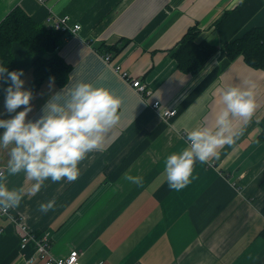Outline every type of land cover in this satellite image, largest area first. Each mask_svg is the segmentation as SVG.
<instances>
[{
  "label": "crops",
  "instance_id": "crops-1",
  "mask_svg": "<svg viewBox=\"0 0 264 264\" xmlns=\"http://www.w3.org/2000/svg\"><path fill=\"white\" fill-rule=\"evenodd\" d=\"M15 8L42 24L50 9L80 24L76 35H65L59 54L71 73L122 96L123 116L106 146L80 161L75 180L49 178L39 192H25L13 214L36 235H50L55 257L77 252L82 264H264V141L259 138L264 70L243 57L229 59L221 49L264 26V0H0V22ZM192 26L200 30L198 42L218 49L200 72L187 74L173 52ZM108 54L112 66L104 60ZM13 57L10 71L24 69V87L33 91V56L14 45ZM118 66L148 86L146 99L115 71ZM243 80L255 85L258 106L252 116L234 118V142L218 148L219 155L211 157L215 166L197 162L186 187L169 188L164 157L188 146L185 128L215 127L218 89ZM62 88L45 81L33 94L28 118L39 119ZM155 101L177 109V115L163 121L151 107ZM8 158L9 150L0 149L2 179L27 189L33 181L23 172L9 175ZM126 172L139 182L125 179ZM50 200L53 208L41 211L39 205ZM0 227V264H23L34 254V243L23 257L15 226L0 218Z\"/></svg>",
  "mask_w": 264,
  "mask_h": 264
},
{
  "label": "clouds",
  "instance_id": "clouds-1",
  "mask_svg": "<svg viewBox=\"0 0 264 264\" xmlns=\"http://www.w3.org/2000/svg\"><path fill=\"white\" fill-rule=\"evenodd\" d=\"M24 69L9 70L0 61V92L3 111H0V149L9 150L6 171L9 175L21 172L33 181L24 187H9L0 179V210L20 206L25 192H39L49 178L75 180L79 164L91 151L106 146L109 133L122 119L123 97L97 81L83 78L74 71L68 82L42 107L39 119H29L33 110V92L25 89ZM54 84L55 77H50ZM197 83L194 82V84ZM221 107L215 115V127L198 125L185 128L188 146L164 157V173L169 188L177 191L193 178L197 162L218 156V148L232 144L236 135L234 118L247 119L258 106L255 85L250 80L230 83L218 89ZM6 117V118H5ZM124 178L139 182L140 177L125 173ZM54 201L41 203V211L53 208Z\"/></svg>",
  "mask_w": 264,
  "mask_h": 264
},
{
  "label": "trees",
  "instance_id": "trees-1",
  "mask_svg": "<svg viewBox=\"0 0 264 264\" xmlns=\"http://www.w3.org/2000/svg\"><path fill=\"white\" fill-rule=\"evenodd\" d=\"M199 34L197 26L190 27L173 52L178 68L184 73L200 72L217 52L216 46L206 41L198 42ZM65 35L66 32L36 22L22 8H15L0 22V60L8 64L10 70L14 62L13 46L20 45L34 58L33 94L52 76L59 87H64L72 70L59 54ZM125 46L120 45L115 51H121ZM221 49L229 59L243 57L249 66L264 70V26L248 30ZM259 126V138L264 141V117ZM260 187L264 194V178ZM261 212L264 215V206Z\"/></svg>",
  "mask_w": 264,
  "mask_h": 264
},
{
  "label": "built area",
  "instance_id": "built-area-1",
  "mask_svg": "<svg viewBox=\"0 0 264 264\" xmlns=\"http://www.w3.org/2000/svg\"><path fill=\"white\" fill-rule=\"evenodd\" d=\"M42 4H46L47 0H39ZM46 24L48 27H51L55 30L66 32L67 34L76 35L81 30L80 24H71V18L68 15L58 16L51 9L49 16L46 19ZM113 55H106L104 60L109 64H112ZM115 71L128 83L138 91L145 99L151 93V90L148 86L140 79L133 78L129 79L127 72L122 69V67H116ZM152 109L160 115L163 121H170L171 118L175 117L178 113L177 109H170L162 107L160 101H155L151 105ZM210 166H215V162L212 161L210 157L207 160ZM4 176V170L0 169V179ZM0 218H6L10 221L16 228V232L20 238V249L24 257V252L27 249L30 243H34L35 252L31 257H24L23 264H36L37 262H43V264H82L80 262V256L77 252H73L65 257H55L52 254V246L50 241V235L44 233L43 235H36L33 233L23 222V218L17 215H14L12 209L7 211L0 210ZM3 232V229L0 227V234ZM103 262H97L94 264H102Z\"/></svg>",
  "mask_w": 264,
  "mask_h": 264
},
{
  "label": "bare ground",
  "instance_id": "bare-ground-1",
  "mask_svg": "<svg viewBox=\"0 0 264 264\" xmlns=\"http://www.w3.org/2000/svg\"><path fill=\"white\" fill-rule=\"evenodd\" d=\"M208 41V40H207ZM112 49V48H111Z\"/></svg>",
  "mask_w": 264,
  "mask_h": 264
}]
</instances>
